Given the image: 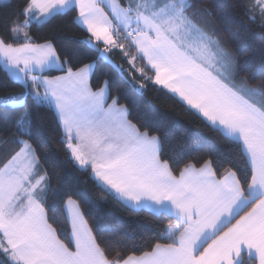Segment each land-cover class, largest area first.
I'll return each instance as SVG.
<instances>
[{
    "label": "snow or ice",
    "instance_id": "1",
    "mask_svg": "<svg viewBox=\"0 0 264 264\" xmlns=\"http://www.w3.org/2000/svg\"><path fill=\"white\" fill-rule=\"evenodd\" d=\"M58 18L84 36L36 43ZM0 63V264H264V0H0ZM50 139L106 197L168 220L144 250L107 238Z\"/></svg>",
    "mask_w": 264,
    "mask_h": 264
},
{
    "label": "trees",
    "instance_id": "2",
    "mask_svg": "<svg viewBox=\"0 0 264 264\" xmlns=\"http://www.w3.org/2000/svg\"><path fill=\"white\" fill-rule=\"evenodd\" d=\"M208 2L213 3V0H208ZM220 2L227 4L231 0H220ZM12 10L9 8L8 12L10 13ZM31 34L36 43H44L46 40L64 42L69 37L81 38L84 36V33L68 18L55 19L51 24L40 28L34 26L31 29ZM115 59L119 60V57H115ZM3 74L4 69L0 63V78H2ZM148 101H151L152 107L159 113L165 114L168 121H178L184 128L189 130L191 135L204 138L210 148L226 153V149L217 140L215 134L209 132L197 117L185 114L184 109L178 104L171 100H166L157 92H150L145 102L147 103ZM48 135L50 138L54 136L51 132ZM50 143L60 170L64 171L74 182H78L81 191L86 192L87 196L104 210L106 218L101 221V224L110 230L106 233L110 241L118 243V246L127 247L129 250H134V247L144 250L145 242L148 238L156 237L168 223L167 219L161 221L147 211L128 210L110 197H106V194L96 188L93 182L87 178L86 173L77 171L67 161L62 145L56 143L55 139H50ZM104 200L107 202L103 203L102 201ZM91 223L92 221L89 219V224ZM136 254H139V252L137 251Z\"/></svg>",
    "mask_w": 264,
    "mask_h": 264
},
{
    "label": "crops",
    "instance_id": "3",
    "mask_svg": "<svg viewBox=\"0 0 264 264\" xmlns=\"http://www.w3.org/2000/svg\"><path fill=\"white\" fill-rule=\"evenodd\" d=\"M1 65H2V63H1ZM3 66V65H2Z\"/></svg>",
    "mask_w": 264,
    "mask_h": 264
}]
</instances>
